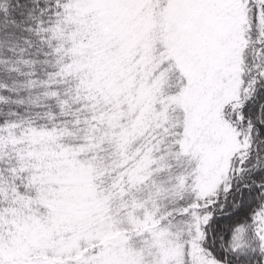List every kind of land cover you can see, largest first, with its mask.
<instances>
[{
  "label": "snow or ice",
  "instance_id": "1",
  "mask_svg": "<svg viewBox=\"0 0 264 264\" xmlns=\"http://www.w3.org/2000/svg\"><path fill=\"white\" fill-rule=\"evenodd\" d=\"M0 264H264V0H0Z\"/></svg>",
  "mask_w": 264,
  "mask_h": 264
}]
</instances>
